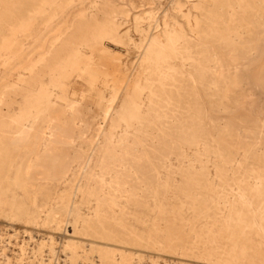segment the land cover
I'll return each mask as SVG.
<instances>
[{
	"label": "rangeland",
	"instance_id": "374dc122",
	"mask_svg": "<svg viewBox=\"0 0 264 264\" xmlns=\"http://www.w3.org/2000/svg\"><path fill=\"white\" fill-rule=\"evenodd\" d=\"M100 6L105 8L101 9ZM116 6L118 7L117 10ZM0 8V52H2L0 53V77H2L0 78V109L2 108L0 110V175L2 174L0 176V200H2L0 201V264H37V260L42 255H44L45 259H48L49 256L47 255H49V251L53 248L57 249L56 252L59 253L61 260H64V247L66 246L65 241L68 242L69 239L61 234L60 225L64 223L67 216L65 200L68 197L70 185L73 184L72 182L75 183L76 179H78L79 177L80 179H83L84 186L86 185L84 189L85 196H87V194L91 192L89 194V196H91V200H86V203L85 201H83L82 203L84 204L78 203L80 207H83L85 204H89L90 212L82 214L83 222L78 223V225L80 226L79 229H77V233L75 236H78V238L80 239L82 238V245L88 244V242L86 243V239H92V241L94 242H99V248L100 251L103 252V256H100V258H96L97 264H129V261L134 255L142 253L148 256H154V258H158L160 261L163 260V263H166L168 261L167 263L169 264H245V262L247 264H264V0H0ZM81 11H83L84 13ZM78 12L80 14H78ZM101 12H103V15L101 14ZM72 13L74 14L72 15ZM91 13H93L94 16ZM78 15L81 16L78 17ZM95 15L97 18L95 17ZM71 19L73 20V22ZM153 21H155V23H153ZM151 23L153 26L151 25ZM57 24L59 26H57ZM151 26L154 28H152ZM140 32L141 34H139ZM22 33H24L25 35ZM260 35L262 37H260ZM233 36L236 38H234ZM97 38L98 40H96ZM145 38L146 41H144ZM193 38H195L196 40ZM89 39H91V42L88 41ZM20 40H22V42ZM59 40H61L65 44ZM227 40L229 43L227 42ZM230 40L232 41V45L230 43ZM52 41H54L55 43ZM97 41L99 43H97ZM221 41L222 43L219 44ZM225 41L228 44L226 43L224 45ZM16 42H18L19 44ZM200 43H202V46L200 45ZM194 44L196 48L194 47ZM37 45H39V47ZM146 46L150 47L147 49L145 55L141 56L143 50L147 48ZM154 46H156V48ZM199 46L202 48L200 49ZM224 46L226 47L224 48ZM73 47H75L76 49H74ZM79 47H82L81 49L83 50L84 54ZM210 47L213 49L211 50ZM219 47L223 50L221 51ZM159 48H161V50H159ZM60 49L62 50L59 52ZM6 50L9 52L7 53ZM48 50L49 53H47ZM73 50H75L76 52ZM195 50L197 52L199 51L198 54H196ZM68 51H70L71 55ZM27 55L30 59L26 57ZM158 55L160 56V58ZM201 55L203 57L205 56L207 59L205 57L203 58ZM223 56L225 57V59ZM41 57L45 59L42 60ZM157 58H159V60ZM177 58L180 62H178ZM202 58L203 60L201 61ZM38 59L39 64L38 62H36ZM137 61L140 63H138ZM158 61H160V63ZM199 61L201 63L198 65ZM169 62L170 65H168ZM33 64L35 66H33ZM65 64H67V66ZM95 64L99 65L100 68ZM161 65H163V67H160ZM215 66L216 68H214ZM14 67H18V69H15ZM66 67H68V69ZM61 68L63 71H60ZM87 68L89 69V72L91 71L90 73H88ZM217 68L219 70H217ZM5 69L8 71H6ZM98 69L99 71H97ZM231 69L234 70L233 73ZM64 70L67 72H65ZM223 71L226 72V74H224ZM241 71L243 73H241ZM9 72L11 73L9 74ZM215 73L217 76L215 75ZM37 74L39 77L37 76ZM85 74L86 76L88 74L87 78ZM128 74L130 76H132V74L134 75L132 77L133 79H135V87L131 89L130 93H126L128 94L127 96L126 94L122 96V99L119 101V104L116 108L117 113H115L116 115L112 117L113 119H111L110 122H105L103 119L105 113L104 110H106L108 103L106 98H109L111 92H116L119 89L118 87L121 82L120 79L122 77H128ZM58 76L60 78H58ZM223 76L226 77L224 78ZM31 77L34 79H32ZM220 78L222 79L220 80ZM88 79H91L93 81ZM92 82H95V84H92ZM115 85L117 88L115 87ZM138 86H140V88H142L143 90L145 89L144 96H147V98L144 97L146 98V101H144L145 99L143 98V100L139 103L134 102L133 99L134 95L136 94L137 88H139ZM107 87L109 90L107 89ZM27 89H29L30 91H27ZM2 91L6 96L4 95V93H1ZM48 91H50V93ZM9 93H11V95ZM168 97L172 98H170L169 100ZM165 100L167 102H165ZM181 100L185 103L184 105H182L183 102ZM128 101L129 105L127 104ZM146 102L148 105L145 104ZM176 102H179L178 105L176 104ZM23 104H26V106ZM158 104H160V106ZM72 106L76 108H73ZM143 106L145 107L143 108ZM65 107H69V110H67L68 108ZM133 110L137 113H135ZM171 111H173V113ZM120 112H122V114L119 115ZM162 112L164 114H162ZM68 113L70 116L68 115ZM126 113H128L129 115ZM60 114L62 117L60 116ZM148 114L150 116H148ZM37 115H39V117L41 118H39ZM118 115L119 118H115ZM20 118L21 120H19ZM165 118L169 122L167 120L164 121ZM40 119L41 121H39ZM6 120L8 121V123ZM98 122H100V126ZM56 123L60 125H57ZM185 123L186 125H184ZM119 124L123 125L122 130L120 129L118 131L119 135L118 133L116 135H112V133H114L115 126L118 127ZM140 125H142V129ZM29 126L33 127L34 132L31 131L32 128H29L31 130L28 129ZM146 127H148V129ZM3 128H6V130L3 131ZM8 128L10 130H8ZM67 128H69L68 131H66ZM136 128L140 132H137ZM25 131L27 135L24 133ZM30 131L32 133H30ZM187 131L189 133H187ZM50 132L52 134H50ZM22 134L25 135L22 136ZM129 134L132 136H128ZM48 135L50 136L49 138ZM147 135L149 136L147 137ZM42 136L44 138H42ZM122 137L126 138H123V140ZM49 139L51 140V142H49ZM36 140L38 141L36 142ZM140 140H142V144ZM32 141L36 143H33ZM110 141L113 142V144ZM136 141H138V144H136ZM122 142L125 144H123ZM161 142H163L164 144H160ZM38 144L40 145V147ZM139 144H141V148L139 147ZM87 145L89 146L87 147ZM44 146L45 148L43 149ZM169 146L173 147L170 148ZM55 148H57V150ZM123 148L125 150H123ZM138 148L140 150L137 152ZM132 149H134V151ZM174 149L176 150L174 151ZM114 151L117 153H115ZM142 154L144 155V157L142 156ZM58 157L59 159H61L59 160ZM68 157L69 161L67 159ZM91 157L93 159H91ZM145 157L147 158V160ZM71 158L73 159L72 162ZM115 158L116 160L114 161ZM63 159H66L67 161H64ZM109 159L112 161V163ZM121 160H126L125 162L127 163H125L124 161V163H122ZM30 162H33L34 164H30ZM114 162L118 164L116 165V163ZM119 162L121 163V165ZM107 163L109 164L107 165ZM11 164L14 165L11 166ZM88 164H91V167ZM123 164L124 167L122 166ZM145 164L149 165H147L146 167ZM46 165H48L49 167ZM129 165L130 168H128ZM159 165L161 167H157ZM37 166H39L40 170L37 169ZM7 167L10 169H8ZM157 168L159 171L157 170ZM21 169L23 170L22 172L20 171ZM123 169L126 172L123 171ZM29 170L30 172H28ZM81 170L82 173H80ZM190 171L193 173H191ZM42 172L45 174V176H43L44 174ZM100 173L102 174V176H104L102 177ZM121 173L123 175H121ZM162 173L164 176L162 175ZM251 174L252 176H250ZM46 175H48V177ZM41 176L43 177L41 178ZM110 176L113 179H111ZM154 177L156 178V181L154 180ZM45 178L47 181H44ZM72 179H74L75 181ZM39 180L40 182H38ZM88 180L89 183L87 182ZM127 180L129 183H126ZM112 181L114 183H110ZM109 185L111 186V188ZM30 186L32 189L30 188ZM64 186L69 187L65 188ZM136 186L137 188H134ZM58 188H60L61 191ZM140 188L142 191L140 190ZM116 189L118 192L116 191ZM129 189L131 190V192ZM2 190H4V192ZM6 191V194H8L9 196L5 194ZM126 192L128 194H126ZM45 193H47L48 196ZM21 194L24 195V197ZM58 194L62 197L64 195L66 196V194L67 196L66 198L64 196L62 199V197ZM55 196L58 200L61 199L62 201H58L56 199L54 200L56 202H54L52 197L55 198ZM104 196L106 199L104 198ZM42 197L45 198L43 199ZM31 198L34 200H32ZM46 203L47 205H45ZM62 203H64L63 206ZM134 203L136 205H133ZM53 204L55 205V207ZM53 208L56 209L54 210ZM41 209H44V211ZM243 210L245 213L243 212ZM45 211L48 212L46 213ZM18 212L19 214L22 213L21 216L18 214ZM33 212H35V216ZM240 212L242 213L240 214ZM101 213H105V215H101ZM49 214L52 216H50ZM49 216L50 218H48ZM13 217L15 220L13 219ZM85 217L86 219H83ZM102 218L107 219H104L103 221ZM202 218H205L204 221H202ZM30 219H32V222L35 225H39H36L37 227L34 225L33 227V223ZM25 220H29V223L25 222ZM38 220L40 222H38ZM42 220H45L46 222ZM167 220L169 221L167 222ZM231 220H234L233 223L231 222ZM41 222L45 223V229ZM47 223L48 225H46ZM99 227L100 230L98 229ZM96 228L97 231L94 230ZM79 230L80 232H78ZM93 232L97 236H94L95 234ZM163 233L167 234L163 236ZM252 234L254 239L252 238ZM99 237L101 239H99ZM105 238L106 241H104ZM259 238L262 239L260 240ZM52 239L54 242H52ZM55 239L58 241H56ZM61 240H63L62 242H64L62 246H60ZM111 240L113 241L111 242ZM136 241H138L139 243ZM204 241L206 242L205 244ZM209 243L211 246L209 245ZM142 244H145V246H142ZM247 247L249 249H247ZM258 247L259 249H257ZM79 251H81V254H79L80 256L86 255L83 254L82 250ZM118 252L122 253L124 263L119 261L115 256ZM236 252L238 254V257ZM95 255H97V253ZM107 257L110 258L108 259Z\"/></svg>",
	"mask_w": 264,
	"mask_h": 264
},
{
	"label": "bare ground",
	"instance_id": "6f19581e",
	"mask_svg": "<svg viewBox=\"0 0 264 264\" xmlns=\"http://www.w3.org/2000/svg\"><path fill=\"white\" fill-rule=\"evenodd\" d=\"M11 1V0H10ZM207 1V0H206ZM4 2V1H3ZM79 2V1H78ZM96 2V1H95ZM77 3V2H76ZM75 3V4H76ZM85 3V2H84ZM92 3V2H91ZM93 3H94V1H93ZM173 3V2H172ZM74 4V3H73ZM90 4V3H89ZM199 4V3H198ZM207 4V3H206ZM4 5V4H3ZM79 5V4H78ZM97 5H99V4H97ZM107 5V4H106ZM187 5V4H186ZM210 5V4H209ZM213 5V4H212ZM43 6V5H42ZM81 6V5H80ZM91 6V5H90ZM255 6V5H254ZM71 7V6H70ZM101 7V6H100ZM42 8V7H41ZM103 8H105V7H101V9H103ZM117 6H116V10H117ZM230 8H231V6H230ZM1 9V8H0ZM68 9V8H67ZM97 9V8H96ZM72 10V9H71ZM79 10H80V8H79ZM78 10V11H79ZM95 10V9H94ZM40 11V10H39ZM69 11V10H68ZM83 11H84V9H83ZM83 11H81V12H83ZM183 11V10H182ZM186 11V10H185ZM190 11V10H189ZM75 12V11H74ZM90 12V11H89ZM66 13V12H65ZM84 13V12H83ZM95 13V12H94ZM103 12H101V14H102ZM105 13V12H104ZM194 13V12H193ZM74 13H72V15H73ZM78 14H80L79 12H78ZM88 14V13H87ZM91 14H93V13H91ZM100 14V15H101ZM179 14V13H178ZM189 14V13H188ZM38 15V14H37ZM46 15V14H45ZM70 15H71V13H70ZM103 15V14H102ZM260 15V14H259ZM42 16V15H41ZM61 16V15H60ZM76 16H77V13H76ZM79 16H81V15H78V17ZM93 16H94V14H93ZM199 16V15H198ZM35 17V16H34ZM84 17V16H83ZM95 17H96V15H95ZM120 17V16H119ZM17 18V17H16ZM33 18V17H32ZM46 18V17H45ZM62 18V17H61ZM81 18V17H80ZM97 18V17H96ZM106 18V17H105ZM118 18V17H117ZM87 19V18H86ZM91 19V18H90ZM237 19V18H236ZM14 20V19H13ZM72 20V19H71ZM71 20H69V21H71ZM89 20V19H88ZM99 20V19H98ZM192 20V19H191ZM261 20V19H260ZM19 21V20H18ZM36 21V20H35ZM35 21H33V22H35ZM41 21H44V20H41ZM58 21V20H57ZM90 21V20H89ZM96 21V20H95ZM37 22V21H36ZM72 22H73V20H72ZM76 22V21H75ZM75 22H74V24H75ZM78 22V21H77ZM92 22V21H91ZM101 22V21H100ZM99 22V23H100ZM186 22V21H185ZM118 23V22H117ZM120 23V22H119ZM153 23H155V21H153ZM180 23V22H179ZM196 23V22H195ZM33 24V23H32ZM73 24V23H72ZM72 24H71V26H72ZM73 24V25H74ZM90 24V23H89ZM181 24V23H180ZM197 24V23H196ZM13 25V24H12ZM34 25V24H33ZM68 25H69V23H68ZM84 25V24H83ZM98 25V24H97ZM120 25V24H119ZM151 25H152V23H151ZM160 25V24H159ZM170 25V24H169ZM57 26H59L58 24H57ZM62 26V25H61ZM146 26V25H145ZM153 26V25H152ZM151 26V27H152ZM240 26V25H239ZM13 27V26H12ZM171 27V26H170ZM183 27V26H182ZM263 27H264V24H263ZM7 28V27H6ZM9 28V27H8ZM55 28H57V27H55ZM73 28V27H72ZM152 28H154V27H152ZM175 28V27H174ZM184 28V27H183ZM71 29V28H70ZM74 29V28H73ZM94 29V28H93ZM257 29V28H256ZM255 29V30H256ZM259 29V28H258ZM4 30H5V28H4ZM19 30V29H18ZM68 30V29H67ZM66 30V31H67ZM235 30V29H234ZM21 31V30H20ZM72 31H74V30H72ZM148 31V30H147ZM146 31V32H147ZM238 31V30H237ZM120 32V31H119ZM156 32V31H155ZM170 32V31H169ZM261 32V31H260ZM14 33H18V32H14ZM20 33V32H19ZM150 33V32H149ZM148 33V34H149ZM184 33V32H183ZM245 33V32H244ZM22 34H24V33H22ZM61 34V33H60ZM97 34V33H96ZM121 34V33H120ZM139 34H141V32L139 33ZM263 34V33H262ZM17 35H19V34H17ZM25 35V34H24ZM27 35V34H26ZM44 35V34H43ZM48 35V34H47ZM65 35V34H64ZM67 35V34H66ZM77 35V34H76ZM150 35V34H149ZM183 35V34H182ZM58 36H60V35H58ZM95 36V35H94ZM118 36V35H117ZM146 36V35H145ZM148 36V35H147ZM156 36V35H155ZM173 36H174V34H173ZM190 36V35H189ZM244 36V35H243ZM61 37H62V35H61ZM140 37V36H139ZM234 37V36H233ZM260 37H262L261 35H260ZM5 38V37H4ZM57 38V37H56ZM60 38V37H59ZM96 38V37H95ZM153 38V37H152ZM160 38V37H159ZM165 38V37H164ZM183 38V37H182ZM234 38H236V37H234ZM259 38V37H258ZM44 39H45V37H44ZM87 39V38H86ZM141 39H143V38H141ZM169 39V38H168ZM176 39H177V37H176ZM179 39V38H178ZM193 39H195V38H193ZM57 40V39H56ZM63 40V39H62ZM91 39H89L88 41H90ZM96 40H98V38L96 39ZM105 40H107V39H105ZM156 40V39H155ZM182 40H184V39H182ZM196 40V39H195ZM215 40V39H214ZM262 40V39H261ZM21 42H22V40H20ZM59 41H61V40H59ZM77 41V40H76ZM87 41V42H88ZM102 41V40H101ZM144 41H146V38H145V40ZM178 41V40H177ZM203 41V40H202ZM231 41V40H230ZM7 42H8V40H7ZM43 42V41H42ZM52 42H54V41H52ZM62 42V41H61ZM60 42V43H61ZM91 42V41H90ZM99 42H100V39H99ZM98 41H97V43H99ZM111 42V41H110ZM157 42V41H156ZM207 42V41H206ZM210 42V41H209ZM227 42H228V40H227ZM226 41H225V43H224V45L227 43ZM16 43H18V42H16ZM55 43V42H54ZM62 43H64V42H62ZM143 43V42H142ZM150 43V42H149ZM148 43V44H149ZM215 43V42H214ZM222 43V41L219 43V44H221ZM229 43V42H228ZM227 43V44H228ZM231 43V45H232V41L230 42ZM235 43V42H234ZM237 43V42H236ZM15 44V43H14ZM19 44V43H18ZM65 44V43H64ZM92 44V43H91ZM144 44H145V42H144ZM157 44V43H156ZM174 44V43H173ZM202 43H200V45H201ZM258 44V43H257ZM5 45V44H4ZM56 45V44H55ZM58 45V44H57ZM81 45V44H80ZM102 45V44H101ZM197 45V44H196ZM205 45V44H204ZM209 45V44H208ZM3 46V45H2ZM7 46V45H6ZM18 46V45H17ZM20 46V45H19ZM38 47H39V45H37ZM70 46V45H69ZM76 46V45H75ZM87 46V45H86ZM99 46V45H98ZM112 46V45H111ZM140 46V45H139ZM144 46V45H143ZM159 46V45H158ZM163 46V45H162ZM170 46V45H169ZM175 46V45H174ZM178 46V45H177ZM192 46V45H191ZM190 46V47H191ZM202 46V45H201ZM216 46V45H215ZM259 46V45H258ZM257 46V47H258ZM14 47V46H13ZM59 47V46H58ZM61 47H63V46H61ZM93 47V46H92ZM108 47V46H107ZM147 48H145L144 50H143V52H142V54H141V56H143V55H145V53L147 52V49L150 47V46H146ZM153 47V46H152ZM155 48H156V46H154ZM161 47V46H160ZM165 47H167V46H165ZM176 47V46H175ZM179 47V46H178ZM190 47H189V49H190ZM194 47L196 48V46H195V44H194ZM200 47V46H199ZM204 47V46H203ZM226 46H224V48H225ZM228 47V46H227ZM1 48V47H0ZM37 48V47H36ZM74 49H76L75 47H73ZM78 48V47H77ZM80 48V47H79ZM82 48V47H81ZM80 48V49H81ZM85 48V47H84ZM87 48V47H86ZM115 48V47H114ZM141 48H144V47H141ZM177 48V47H176ZM176 48H174V49H176ZM202 47H200V49H201ZM205 48H207V47H205ZM211 48V47H210ZM220 48V47H219ZM231 48H233V47H231ZM251 48V47H250ZM255 48V47H254ZM11 49H12V47H11ZM43 49V48H42ZM70 49V48H69ZM72 49V48H71ZM79 49V50H80ZM90 49V48H89ZM193 49V48H192ZM213 48H211V50H212ZM217 49V48H216ZM8 50V49H7ZM6 50V51H7ZM15 50V49H14ZM37 50V49H36ZM35 50V51H36ZM44 50V49H43ZM62 49H60L59 50V52L61 51ZM82 50V49H81ZM153 50V49H152ZM159 50H161V48H159ZM203 50V49H202ZM220 50L222 51L223 49H221L220 48ZM251 50V49H250ZM3 51V50H2ZM5 51V52H6ZM12 51V50H11ZM45 51V50H44ZM51 51V50H50ZM73 51H75V50H73ZM73 51H71V52H73ZM89 51V50H88ZM190 51V50H189ZM214 51V50H213ZM228 51V50H227ZM9 51H7V53H8ZM25 52V51H24ZM23 52V53H24ZM31 52H32V50H31ZM46 52V51H45ZM57 52V51H56ZM55 52V53H56ZM69 53H70V51H68ZM76 52V51H75ZM82 52H83V50H82ZM150 52V51H149ZM195 52H196V54H198V52L195 50ZM208 52V51H207ZM0 53H2V52H0ZM47 53H49V50H48V52ZM66 53V52H65ZM162 53V52H161ZM191 53H192V51H191ZM206 53V52H205ZM210 53V52H209ZM215 53V52H214ZM51 54V53H50ZM62 54V53H61ZM60 54V55H61ZM79 54V53H78ZM83 54H84V52H83ZM183 54V53H182ZM181 54V55H182ZM188 54V53H187ZM208 54V53H207ZM254 54V53H253ZM5 55V54H4ZM22 55V54H21ZM54 55V54H53ZM64 55V54H63ZM68 55V54H67ZM70 55H71V53H70ZM80 55V54H79ZM103 55H104V53H103ZM107 55V54H106ZM109 55V54H108ZM112 55V54H111ZM147 55V54H146ZM171 55V54H170ZM178 55V54H177ZM204 55H206V54H204ZM211 55H212V53H211ZM210 55V56H211ZM11 56V55H10ZM31 56V55H30ZM39 56H40V54H39ZM38 56V57H39ZM47 56H49V55H47ZM58 56H59V54H58ZM113 56V55H112ZM149 56V55H148ZM153 56V55H152ZM159 56V55H158ZM183 56V55H182ZM185 56V55H184ZM193 56H197V55H193ZM200 56V55H199ZM202 56V55H201ZM219 56V55H218ZM9 57V56H8ZM7 57V58H8ZM26 57H28V55L26 56ZM79 57V56H78ZM106 57V56H105ZM109 57V56H108ZM147 57V56H146ZM145 57V58H146ZM203 57V56H202ZM205 57V56H204ZM203 57V58H204ZM220 57V56H219ZM224 57V56H223ZM2 58V57H1ZM42 58V57H41ZM71 58V57H70ZM139 58V57H138ZM141 58V57H140ZM159 58H160V56H159ZM159 58H157L158 60H159ZM183 58V57H182ZM186 58V57H185ZM189 58V57H188ZM203 58L201 59V61L203 60ZM206 58V57H205ZM210 58V57H209ZM215 58V57H214ZM242 58H244V57H242ZM249 58V57H248ZM19 59V58H18ZM17 59V60H18ZM27 59V58H26ZM28 59H30L29 57H28ZM40 59V58H39ZM39 59L36 61V62H38L39 61ZM45 59V58H44ZM43 58H42V60H44ZM52 59V58H51ZM69 59V58H68ZM72 59V58H71ZM76 59V58H75ZM74 59V60H75ZM100 59V58H99ZM113 59V58H112ZM156 59V58H155ZM184 59V58H183ZM196 59V58H195ZM207 59V58H206ZM205 59V60H206ZM224 59H225V57H224ZM230 59V58H229ZM2 60V59H1ZM6 60V59H5ZM4 60V61H5ZM56 60V59H55ZM94 60V59H93ZM101 60V59H100ZM142 60V59H141ZM153 60V59H152ZM168 60V59H167ZM177 60H178V62H180L179 61V59L177 58ZM198 60H200V59H198ZM220 60V59H219ZM47 61V60H46ZM92 61V60H91ZM146 61V60H145ZM155 61H157V60H155ZM162 61H163V59H162ZM161 61V62H162ZM208 61V60H207ZM213 61V60H212ZM225 61V60H224ZM227 61V60H226ZM49 62H50V59H49ZM48 62V63H49ZM52 62V61H51ZM63 62V61H62ZM70 62V61H69ZM94 62V61H93ZM101 62V61H100ZM103 62V61H102ZM108 62V61H107ZM138 62V61H137ZM159 63H160V61H158ZM186 62V61H185ZM195 62H196V60H195ZM198 62V61H197ZM211 62V61H210ZM209 62V63H210ZM221 62V61H220ZM228 62V61H227ZM2 63H4V62H2ZM17 63V62H16ZM24 63H25V61H24ZM31 63V62H30ZM29 63V64H30ZM64 63V62H63ZM67 63V62H66ZM71 63V62H70ZM73 63V62H72ZM95 63V62H94ZM111 63H112V61H111ZM138 63H140V62H138ZM144 63V62H143ZM163 63V62H162ZM165 63V62H164ZM193 63V62H192ZM201 62L199 61V63H198V65L200 64ZM204 63V62H203ZM205 63H207V62H205ZM212 63V62H211ZM219 63V62H218ZM226 63V62H225ZM238 63V62H237ZM13 64V63H12ZM11 64V65H12ZM21 64V63H20ZM38 64H39V62H38ZM42 64V63H41ZM40 64V65H41ZM50 64V63H49ZM57 64H59V63H57ZM89 64V63H88ZM108 64V63H107ZM117 64V63H116ZM149 64H151V63H149ZM166 64V63H165ZM168 64V63H167ZM194 64V63H193ZM197 64V63H196ZM214 64V63H213ZM242 64V63H241ZM39 65V66H40ZM43 65V64H42ZM41 65V66H42ZM51 65V64H50ZM63 65V64H62ZM66 66H67V64H65ZM87 65V64H86ZM95 65H97V64H95ZM102 65V64H101ZM106 65V64H105ZM145 65V64H144ZM168 65H170V62H169V64ZM220 65V64H219ZM234 65V64H233ZM13 66V65H12ZM16 66H17V64H16ZM33 66H35L34 64H33ZM49 66V65H48ZM69 66V65H68ZM88 66H90V65H88ZM97 66H99V65H97ZM96 66V67H97ZM139 66H141V65H139ZM241 66V65H240ZM10 67V66H9ZM22 67V66H21ZM61 67V66H60ZM63 67H65V66H63ZM86 67V66H85ZM84 67V68H85ZM160 67H163V65H161ZM218 67H220V66H218ZM225 67H226V65H225ZM8 68V67H7ZM15 69H18V67L16 68V67H14ZM23 68V67H22ZM37 68H39V67H37ZM50 68V67H49ZM58 68V67H57ZM67 69H68V67H66ZM99 68H100V66H99ZM104 68V67H103ZM193 68V67H192ZM214 68H216V66L214 67ZM213 68V69H214ZM234 68V67H233ZM239 68V67H238ZM13 69V68H12ZM60 69V68H59ZM88 69V68H87ZM121 69H122V67H121ZM135 69V68H134ZM136 69H138V68H136ZM143 69V68H142ZM205 69V68H204ZM222 69V68H221ZM226 69V68H225ZM6 70V69H5ZM42 70H44V69H42ZM57 70V69H56ZM66 70V69H65ZM64 70V71H65ZM96 70V69H95ZM103 70V69H102ZM108 70V69H107ZM113 70V69H112ZM111 70V71H112ZM196 70H197V68H196ZM217 70H219L218 68H217ZM223 70V69H222ZM232 70V69H231ZM6 71H8V70H6ZM15 71V70H14ZM18 71V70H17ZM23 71V70H22ZM37 71V70H36ZM49 71V70H48ZM47 71V72H48ZM60 71H63L62 70V68H61V70ZM60 71H59V73H60ZM69 71V70H68ZM97 71H99V69L97 70ZM101 71V70H100ZM136 71V70H135ZM233 71L234 70H232V73H233ZM27 72V71H26ZM56 72V71H55ZM65 72H67V71H65ZM91 72V71H90ZM89 72V69H88V73H90ZM102 72V71H101ZM132 72V71H131ZM216 72H218V71H216ZM224 72V71H223ZM230 72V71H229ZM11 72H9V74H10ZM57 73V72H56ZM55 73V74H56ZM58 73V74H59ZM63 73V72H62ZM69 73V72H68ZM82 73V72H81ZM86 73V72H85ZM95 73V72H94ZM93 73V74H94ZM105 73V72H104ZM125 73V72H124ZM187 73V72H186ZM219 73H221V72H219ZM241 73H243L242 71H241ZM8 74V75H9ZM22 74V73H21ZM32 74V73H31ZM49 74V73H48ZM65 74V73H64ZM103 74V73H102ZM108 74H110V73H108ZM122 74V73H121ZM127 74V73H126ZM140 74V73H139ZM224 74H226V72H224ZM5 75V74H4ZM60 75V74H59ZM83 75V74H82ZM112 75H114V74H112ZM129 75V74H128ZM163 75V74H162ZM189 75V74H188ZM197 75V74H196ZM215 75H216V73H215ZM220 75V74H219ZM239 75V74H238ZM32 76V75H31ZM35 76V75H34ZM37 76H38V74H37ZM41 76V75H40ZM85 76H86V74H85ZM87 76H88V74H87ZM87 76H86V78H87ZM95 76V75H94ZM98 76V75H97ZM103 76V75H102ZM109 76V75H108ZM132 76H134L133 74H132ZM132 76H128V77H122L120 80H121V82H120V84H119V89L115 92H111L110 93V95H109V98L107 97L106 99H107V107H106V110H104L105 111V113H104V121L105 122H107V121H109L110 122V120L111 119H113L112 117H114L116 114L115 113H117L116 112V108H117V106H118V104H119V101L122 99V96H124V94H126V93H130L131 92V89L133 88V87H135L134 85H135V83H134V80L135 79H133V77ZM136 76H137V74H136ZM217 76V75H216ZM228 76V75H227ZM233 76H234V74H233ZM36 77V76H35ZM39 77V76H38ZM44 77V76H43ZM53 77V76H52ZM83 77V76H82ZM91 77H92V75H91ZM117 77H118V75H117ZM191 77V76H190ZM196 77V76H195ZM224 77V76H223ZM226 77V76H225ZM224 77V78H225ZM239 77V76H238ZM0 78H2V77H0ZM14 78V77H13ZM19 78V77H18ZM21 78H23V77H21ZM25 78V77H24ZM32 78V77H31ZM46 78V77H45ZM58 78H60L59 76H58ZM62 78V77H61ZM102 78V77H101ZM107 78V77H106ZM116 78V77H115ZM115 78H113V79H115ZM135 78V77H134ZM32 79H34V78H32ZM37 79V78H36ZM110 79V78H109ZM112 79V78H111ZM138 79V78H137ZM140 79V78H139ZM146 79V78H145ZM222 78H220V80H221ZM16 80V79H15ZM44 80V79H43ZM42 80V81H43ZM56 80H57V78H56ZM59 80V79H58ZM88 80H91V79H88ZM95 80V79H94ZM98 80V79H97ZM108 80V79H107ZM119 80V81H120ZM193 80V79H192ZM235 80V79H234ZM41 81V80H40ZM53 81V80H52ZM65 81V80H64ZM91 81H93V80H91ZM102 81V80H101ZM111 81V80H110ZM139 81V80H138ZM146 81V80H145ZM150 81V80H149ZM227 81V80H226ZM237 81H240V80H237ZM10 82V81H9ZM96 82V81H95ZM95 82H92V84L94 83L95 84ZM223 82V81H222ZM13 83V82H12ZM17 83V82H16ZM26 83V82H25ZM33 83V82H32ZM91 83V82H90ZM98 83V82H97ZM110 83V82H109ZM117 83V82H116ZM215 83V82H214ZM231 83V82H230ZM35 84V83H34ZM111 84V83H110ZM109 84V85H110ZM113 84V83H112ZM12 85V84H11ZM24 85V84H23ZM29 85V84H28ZM37 85V84H36ZM106 85V84H105ZM138 85H139V83H138ZM3 86V85H2ZM1 86V87H2ZM34 86V85H33ZM63 86H64V84H63ZM94 86V85H93ZM150 86V85H149ZM195 86V85H194ZM211 86H213V85H211ZM23 87V86H22ZM32 87V86H31ZM37 87V86H36ZM56 87V86H55ZM57 87H58V85H57ZM110 87V86H109ZM115 87H116V85H115ZM115 87H113V88H115ZM139 88H137V90H136V94L134 95V102H140V101H142L143 100V98L144 97H146L147 98V96H144L145 95V92H144V90L142 89V88H140V86H138ZM196 87V86H195ZM24 88V87H23ZM28 88V87H27ZM49 88V87H48ZM117 88V87H116ZM176 88V87H175ZM18 89V88H17ZM37 89V88H36ZM107 89H108V87H107ZM205 89V88H204ZM9 90V89H8ZM23 90V89H22ZM29 89H27V91H28ZM105 90V89H104ZM109 90V89H108ZM107 90V91H108ZM196 90H197V88H196ZM209 90V89H208ZM30 91V90H29ZM38 91H39V89H38ZM44 91H46V90H44ZM51 91V90H50ZM50 91H48L49 93H50ZM52 91H54V90H52ZM148 91V90H147ZM214 91H215V88H214ZM257 91V90H256ZM255 91V92H256ZM21 92H24V91H21ZM47 92V93H48ZM167 92V91H166ZM1 93H4L3 91L1 92ZM33 93V92H32ZM208 93V92H207ZM213 93V92H212ZM218 93V92H217ZM250 93V92H249ZM7 94V93H6ZM10 95H11V93H9ZM17 94V93H16ZM24 94H26V93H24ZM53 94H54V92H53ZM109 94V93H108ZM108 94H107V96H108ZM168 94H169V92H168ZM172 94H173V91H172ZM180 94H182V93H180ZM198 94H199V92H198ZM4 95H5V93H4ZM38 95H39V93H38ZM49 95H51V94H49ZM106 95V94H105ZM128 94H126V96H127ZM150 95V94H149ZM213 95V94H212ZM3 96V95H2ZM6 96V95H5ZM4 96V97H5ZM13 96V95H12ZM11 96V97H12ZM24 96V95H23ZM32 96V95H31ZM40 96H41V94H40ZM39 96V97H40ZM125 96V97H126ZM131 96V95H130ZM173 96V95H172ZM201 96V95H200ZM19 97H20V95H19ZM35 97V96H34ZM42 97H43V95H42ZM154 97V96H153ZM176 97V96H175ZM188 97V96H187ZM6 98V97H5ZM10 98V97H9ZM14 98V97H13ZM37 98V97H36ZM105 98V97H104ZM146 98H144L145 100L144 101H146ZM170 98H172V97H170ZM170 98L168 97V99L170 100ZM194 98V97H193ZM193 98H192V101H193ZM201 98V97H200ZM8 99V98H7ZM32 99V98H31ZM46 99V98H45ZM125 99V98H124ZM128 99V98H127ZM129 99H130V97H129ZM163 99V98H162ZM187 99V98H186ZM189 99V98H188ZM195 99H196V97H195ZM9 100V99H8ZM17 100V99H16ZM24 100H26V99H24ZM23 100V101H24ZM28 100V99H27ZM34 100V99H33ZM50 100V99H49ZM55 100V99H54ZM71 100V99H70ZM174 100H175V98H174ZM173 100V101H174ZM201 100V99H200ZM7 101V100H6ZM75 101V100H74ZM105 101V100H104ZM125 101V100H124ZM161 101V100H160ZM172 101V102H173ZM182 101V100H181ZM1 102V101H0ZM38 102V101H37ZM127 102V101H126ZM154 102V101H153ZM165 102H167L166 100H165ZM183 102V101H182ZM17 103V102H16ZM25 103V102H24ZM50 103V102H49ZM142 103V102H141ZM179 103V102H178ZM178 103L176 102V104L178 105ZM62 104V103H61ZM67 104V103H66ZM77 104V103H76ZM128 105H129V101H128V103H127ZM145 104H147V102L145 103ZM170 104V103H169ZM172 104V103H171ZM185 103L183 102L182 103V105H184ZM232 104V103H231ZM2 105V104H1ZM6 105V104H5ZM4 105V106H5ZM16 105V104H15ZM23 105H25L26 106V104H23ZM37 105V104H36ZM48 105V104H47ZM148 105V104H147ZM151 105V104H150ZM159 106H160V104H158ZM19 106V105H18ZM65 106V105H64ZM70 106V105H69ZM152 106H153V104H152ZM51 107H53V106H51ZM73 107V106H72ZM71 107V108H72ZM145 106H143V108H144ZM149 107V106H148ZM151 107V106H150ZM162 107V106H161ZM161 107H158V108H161ZM169 107V106H168ZM22 108V107H21ZM32 108V107H31ZM65 108H68L67 110H69V107H65ZM73 108H76V107H73ZM72 108V109H73ZM179 108H180V105H179ZM2 109V108H1ZM0 109V110H1ZM41 109H43V108H41ZM52 109V108H51ZM72 109H70V110H72ZM105 109V108H104ZM164 109V108H163ZM168 109V108H167ZM172 109H173V107H172ZM23 110H24V108H23ZM64 110V109H63ZM66 110V111H67ZM74 110V109H73ZM119 110V109H118ZM121 110V109H120ZM145 110V109H144ZM156 110V109H155ZM154 110V111H155ZM170 110H171V107H170ZM3 111V110H2ZM51 111V110H50ZM80 111V110H79ZM124 111H126V110H124ZM123 111V112H124ZM134 111V110H133ZM151 111V110H150ZM160 111V110H159ZM10 112V111H9ZM15 112V111H14ZM28 112H29V110H28ZM68 112V111H67ZM71 112V111H70ZM75 112V111H74ZM135 112V111H134ZM149 112V111H148ZM147 112V113H148ZM153 112V111H152ZM158 112V111H157ZM164 112V111H163ZM162 112V114H164ZM172 113H173V111H171ZM178 112V111H177ZM224 112V111H223ZM16 113V112H15ZM20 113V112H19ZM23 113V112H22ZM33 113H35V112H33ZM57 113V112H56ZM72 113V112H71ZM130 113V112H129ZM132 113V112H131ZM135 113H137V112H135ZM165 113H166V111H165ZM167 113H169V112H167ZM176 113V112H175ZM16 114H18V113H16ZM39 114V113H38ZM53 114H55V113H53ZM63 114H64V112H63ZM74 114V113H73ZM120 114H122V112H120L119 113V115ZM126 114H128V113H126ZM134 114V113H133ZM145 114V113H144ZM143 114V115H144ZM161 114V113H160ZM177 114V113H176ZM176 114H175V116H176ZM1 115V114H0ZM19 115V114H18ZM26 115V114H25ZM50 115V114H49ZM68 115H69V113H68ZM119 115L117 116V117H115V118H119ZM125 115V114H124ZM129 115V114H128ZM127 115V116H128ZM137 115V114H136ZM143 115H139V116H143ZM154 115V114H153ZM167 115V114H166ZM174 115V114H173ZM38 117H39V115H37ZM60 116H61V114H60ZM65 116V115H64ZM70 116V115H69ZM80 116V115H79ZM148 116H150L149 114H148ZM156 116V115H155ZM155 116H153V117H155ZM14 117V116H13ZM18 117V116H17ZM22 117V116H21ZM24 117V116H23ZM62 117V116H61ZM125 117V116H124ZM157 117V116H156ZM3 118V117H2ZM25 118V117H24ZM39 118H41V117H39ZM75 118V117H74ZM132 118H133V116H132ZM152 118V117H151ZM161 118V117H160ZM163 118H164V116H163ZM9 119V118H8ZM11 119H13V118H11ZM10 119V120H11ZM16 119V118H15ZM43 119V118H42ZM48 119V118H47ZM137 119V118H136ZM143 119V118H142ZM154 119V118H153ZM10 120H9V123H10ZM19 120H21V118L19 119ZM34 120V119H33ZM57 120V119H56ZM102 120V119H101ZM116 120V119H115ZM127 120V119H126ZM162 120V119H161ZM164 120V119H163ZM167 119L165 118V120L164 121H166ZM172 120V119H171ZM171 120H170V123H171ZM174 120V119H173ZM178 120V119H177ZM179 120H181V119H179ZM7 121V120H6ZM6 121H5V123H6ZM39 121H41V119L39 120ZM52 121V120H51ZM54 121V120H53ZM64 121V120H63ZM72 121V120H71ZM76 121V120H75ZM79 121V120H78ZM103 121V120H102ZM114 121V120H113ZM118 121H119V119H118ZM133 121V120H132ZM155 121V120H154ZM160 121V120H159ZM168 121V120H167ZM20 122V121H19ZM18 122V123H19ZM32 122V121H31ZM34 122H35V120H34ZM45 122V121H44ZM43 122V123H44ZM48 122V121H47ZM57 122V121H56ZM62 122V121H61ZM74 122V121H73ZM77 122V121H76ZM75 122V123H76ZM128 122V121H127ZM134 122V121H133ZM139 122V121H138ZM169 122V121H168ZM177 122V121H176ZM4 123V124H5ZM7 123H8V121H7ZM22 123V122H21ZM20 123V124H21ZM27 123H29V122H27ZM36 123V122H35ZM49 123V122H48ZM67 123V122H66ZM99 123V126H100V122H98ZM141 123V122H140ZM179 123V122H178ZM57 125H60V124H58V123H56ZM77 124V123H76ZM81 124V123H80ZM111 124H113V123H111ZM133 124V123H132ZM7 125V124H6ZM30 125H32V124H30ZM43 125V124H42ZM42 125H40V126H42ZM104 125V124H103ZM108 125V124H107ZM139 125V124H138ZM150 125V124H149ZM156 125V124H155ZM174 125H175V123H174ZM177 125V124H176ZM179 125V124H178ZM183 125V124H182ZM184 125H186V123L184 124ZM5 126V125H4ZM17 126V125H16ZM24 126H26V125H24ZM37 126V125H36ZM63 126V125H62ZM69 126V125H68ZM125 126V125H124ZM143 126H145V125H143ZM148 126V125H147ZM154 126V125H153ZM171 126H173V125H171ZM188 126V125H187ZM9 127V126H8ZM15 127V126H14ZM72 127V126H71ZM78 127V126H77ZM118 127H120V128H118ZM118 127H116L115 126V128H114V133H112V135H116L117 133H118V131L121 129L122 130V128H123V125L122 124H119V126ZM138 127V126H137ZM140 127H141V129H142V125H140ZM185 127V126H184ZM7 128V127H6ZM6 128L4 129L3 128V131L4 130H6ZM21 128V127H20ZM29 128H32V130L31 129H29ZM60 128V127H59ZM58 128V129H59ZM103 128V127H102ZM126 128V127H125ZM129 128V127H128ZM131 128V127H130ZM134 128V127H133ZM147 129H148V127H146ZM150 128V127H149ZM156 128H157V126H156ZM169 128V127H168ZM174 128V127H173ZM188 128V127H187ZM28 129L29 130H31L32 132H34L33 131V127H28ZM39 129V128H38ZM57 129V128H56ZM62 129V128H61ZM68 129L69 128H67L66 129V131H68ZM106 129V128H105ZM112 129V128H111ZM185 129V128H184ZM8 130H10L9 128H8ZM60 130V129H59ZM58 130V131H59ZM100 130V129H99ZM129 130V129H128ZM136 130H137V128H136ZM135 130V131H136ZM153 130V129H152ZM30 131V133H32ZM70 131V130H69ZM77 131V130H76ZM78 131H79V129H78ZM84 131H85V129H84ZM107 131V130H106ZM139 130H137V132H138ZM160 131H162V130H160ZM181 131V130H180ZM184 131V130H183ZM11 132V131H10ZM16 132V131H15ZM37 132V131H36ZM47 132V131H46ZM54 132V131H53ZM65 132V131H64ZM91 132V131H90ZM102 132H103V130H102ZM124 132V131H123ZM130 132V131H129ZM140 132V131H139ZM141 132H143V131H141ZM147 132H149V131H147ZM17 133V132H16ZM18 133H19V131H18ZM20 133H22V132H20ZM25 134H26V131L24 132ZM66 133V132H65ZM134 133V132H133ZM133 133H131V134H133ZM136 133V132H135ZM153 133V132H152ZM159 133H161V132H159ZM173 133H175V132H173ZM187 133H189L188 131H187ZM25 134H22V136L23 135H25ZM45 134H47V133H45ZM50 134H52L51 132H50ZM49 134V135H50ZM58 134V133H57ZM67 134H68V132H67ZM85 134V133H84ZM87 134V133H86ZM99 134V133H98ZM122 134V133H121ZM154 134V133H153ZM158 134V133H157ZM170 134V133H169ZM176 134H177V132H176ZM27 135V134H26ZM37 135V134H36ZM48 135V138L50 137ZM63 135V134H62ZM65 135V134H64ZM78 135V134H77ZM92 135V134H91ZM118 135H119V133H118ZM150 135V134H149ZM149 135H147V137L149 136ZM160 135V134H159ZM21 136V137H22ZM45 136V135H44ZM56 136V135H55ZM58 136H61V135H58ZM66 136V135H65ZM76 136V135H75ZM84 136V135H83ZM89 136V135H88ZM87 136V137H88ZM100 136H101V133H100ZM124 136V135H123ZM128 136H132V135H128ZM138 136V135H137ZM156 136V135H155ZM47 137V136H46ZM63 137V136H62ZM67 137H69V136H67ZM79 137V136H78ZM77 137V138H78ZM85 137V136H84ZM97 137V136H96ZM103 137V136H102ZM107 137V136H106ZM112 137H114V136H112ZM134 137V136H133ZM153 137V136H152ZM152 137H151V139H152ZM18 138V137H17ZM27 138V137H26ZM25 138V139H26ZM42 138H44L43 136H42ZM75 138V137H74ZM73 138V139H74ZM99 138V137H98ZM123 138H126V137H122V139ZM136 138V137H135ZM138 138H141V137H138ZM155 138V137H154ZM13 139V138H12ZM11 139V140H12ZM15 139V138H14ZM33 139H34V137H33ZM32 139V140H33ZM86 139H88V138H86ZM115 139V138H114ZM118 139V138H117ZM137 139V138H136ZM23 140V139H22ZM21 140V141H22ZM50 140V139H49ZM48 140V141H49ZM75 140V139H74ZM79 140V139H78ZM83 140H84V138H83ZM102 140V139H101ZM112 140V139H111ZM124 140V139H123ZM130 140H131V138H130ZM135 140V139H134ZM16 141H17V139H16ZM20 141V142H21ZM25 141V140H24ZM29 141V140H28ZM38 140H36V142H37ZM41 141V140H40ZM48 141H47V143H48ZM96 141H98V140H96ZM121 141V140H120ZM128 141V140H127ZM141 141V144H142V140H140ZM173 141V140H172ZM15 142V141H14ZM33 142V141H32ZM36 142H33V143H36ZM44 142V141H43ZM49 142H51V140L49 141ZM54 142V141H53ZM52 142V143H53ZM81 142V141H80ZM100 142V141H99ZM103 142V141H102ZM111 142V141H110ZM132 142V141H131ZM137 142V143H136ZM136 142H134V143H136V144H138V141H136ZM160 142V141H159ZM158 142V143H159ZM170 142V141H169ZM17 143V142H16ZM18 143H19V141H18ZM22 143V142H21ZM40 143V142H39ZM64 143H65V141H64ZM69 143V142H68ZM74 143H75V141H74ZM112 144H113V142H111ZM119 143V142H118ZM123 143V142H122ZM163 142H161L160 144H162ZM173 143V142H172ZM11 144V143H10ZM83 144V143H82ZM90 144V143H89ZM95 144H96V142H95ZM123 144H125V143H123ZM122 144V145H123ZM133 144V143H132ZM141 144H139V147H140V145ZM164 144V143H163ZM13 145V144H12ZM17 145V144H16ZM19 145V144H18ZM33 145V144H32ZM39 145V144H38ZM37 145V146H38ZM45 145V144H44ZM55 145H56V142H55ZM58 145H60V144H58ZM57 145V146H58ZM101 145H105V144H101ZM115 145V144H114ZM113 145V146H114ZM121 145V144H120ZM129 145H130V143H129ZM176 145V144H175ZM8 146V145H7ZM23 146V145H22ZM50 146V145H49ZM51 146H52V144H51ZM77 146V145H76ZM89 145H87V147H88ZM112 146V145H111ZM127 146V145H126ZM138 146V145H137ZM159 146V145H158ZM14 147V146H13ZM26 147V146H25ZM39 147H40V145H39ZM60 147V146H59ZM65 147V146H64ZM128 147V146H127ZM132 147H133V145H132ZM170 147V146H169ZM173 147V146H172ZM172 147H170V148H172ZM177 147V146H176ZM45 148V146L43 147V149ZM85 148V147H84ZM129 148V147H128ZM137 148V147H136ZM141 148V147H140ZM25 149V148H24ZM34 149V148H33ZM37 149V148H36ZM40 149V148H39ZM47 149V148H46ZM56 150H57V148H55ZM72 149V148H71ZM111 149V148H110ZM114 149V148H113ZM167 149V148H166ZM19 150V149H18ZM48 150V149H47ZM82 150V149H81ZM112 150V149H111ZM123 150H125L124 148H123ZM127 150V149H126ZM133 151H134V149H132ZM140 149L138 148V150H137V152L139 151ZM172 150V149H171ZM170 150V151H171ZM176 149H174V151H175ZM6 151V150H5ZM23 151V150H22ZM68 151V150H67ZM95 151V150H94ZM101 151V150H100ZM108 151V150H107ZM136 151V150H135ZM143 151H144V149H143ZM9 152V151H8ZM48 152H50V151H48ZM85 152H86V150H85ZM92 152V151H91ZM111 152V151H110ZM115 152V151H114ZM172 152V151H171ZM11 153V152H10ZM45 153V152H44ZM112 153H113V151H112ZM115 153H117V152H115ZM122 153H124V152H122ZM174 153V152H173ZM6 154V153H5ZM32 154V153H31ZM36 154V153H35ZM34 154V155H35ZM38 154V153H37ZM59 154V153H58ZM62 154V153H61ZM124 154H126V153H124ZM132 154V153H131ZM147 154V153H146ZM253 154V153H252ZM93 155V154H92ZM100 155V154H99ZM140 155V154H139ZM11 156V155H10ZM30 156V155H29ZM28 156V157H29ZM59 156V155H58ZM64 156V155H63ZM91 156V155H90ZM89 156V157H90ZM94 156V155H93ZM126 156V155H125ZM132 156V155H131ZM142 156L144 157V155L142 154ZM191 156V155H190ZM21 157V156H20ZM124 157V156H123ZM14 158V157H13ZM26 158V157H25ZM48 158V157H47ZM98 158H100V157H98ZM114 158V157H113ZM130 158V157H129ZM135 158H136V156H135ZM146 158V157H145ZM150 158V157H149ZM170 158V157H169ZM1 159V158H0ZM21 159V158H20ZM30 159V158H29ZM40 159V158H39ZM58 159H59V157H58ZM57 159V160H58ZM61 159V158H60ZM59 159V160H60ZM68 159V161H69V157L67 158ZM72 159V158H71ZM79 159V158H78ZM91 159H93L92 157H91ZM106 159V158H105ZM123 159V158H122ZM143 159V158H142ZM209 159V158H208ZM19 160V159H18ZM48 160V159H47ZM58 160V161H59ZM64 160V159H63ZM101 160V159H100ZM110 160V159H109ZM109 160H108V162H109ZM113 160V159H112ZM116 160V158L114 159V161ZM117 160H119V159H117ZM128 160V159H127ZM146 160H147V158H146ZM195 160V159H194ZM13 161V160H12ZM42 161V160H41ZM62 161V160H61ZM64 161H67L66 159L64 160ZM73 161V159L71 160V162ZM78 161H80V160H78ZM104 161H106V160H104ZM111 161V160H110ZM124 161V160H123ZM122 160H121V162L122 163H124ZM134 161V160H133ZM132 161V162H133ZM140 161V160H139ZM192 161V160H191ZM17 162V161H16ZM38 162V161H37ZM91 162V161H90ZM96 162V161H95ZM130 162V161H129ZM135 162V161H134ZM31 163H33V162H30V164ZM58 163V162H57ZM77 163V162H76ZM93 163V162H92ZM111 163H112V161H111ZM114 163H116V162H114ZM113 163V164H114ZM120 163V162H119ZM125 163H127V162H125ZM20 164V163H19ZM34 164V163H33ZM38 164V163H37ZM46 164V163H45ZM59 164V163H58ZM60 164H61V162H60ZM70 164V163H69ZM68 164V165H69ZM94 164V163H93ZM109 163H107V165H108ZM118 163H116V165H117ZM139 164V163H138ZM152 164V163H151ZM9 165V164H8ZM14 165V164H13ZM12 164H11V166H13ZM24 165V164H23ZM36 165V164H35ZM71 165V164H70ZM76 165V164H75ZM78 165V164H77ZM89 165V164H88ZM103 165V164H102ZM106 165V166H107ZM120 165H121V163H120ZM147 165H149V164H147ZM147 165L145 164V166L147 167ZM155 165V164H154ZM153 165V166H154ZM46 166H48V165H46ZM82 166V165H81ZM90 167H91V164L89 165ZM98 166V165H97ZM123 167H124V164L122 165ZM152 166V167H153ZM156 166V165H155ZM29 167H30V165H29ZM38 168L37 169H39V166H37ZM49 167V166H48ZM69 167V166H68ZM74 167V166H73ZM72 167V168H73ZM90 167H88V168H90ZM99 167H101V166H99ZM125 167H127V166H125ZM139 167V166H138ZM141 167V166H140ZM149 167V166H148ZM150 167H151V165H150ZM157 167H161L160 165L159 166H157ZM8 168V167H7ZM21 168H22V166H21ZM51 168V167H50ZM78 168V167H77ZM80 168V167H79ZM106 168V167H105ZM108 168V167H107ZM113 168V167H112ZM116 168V167H115ZM118 168V167H117ZM128 168H130V165L128 166ZM8 169H10V168H8ZM13 169V168H12ZM36 169V168H35ZM41 169H44V168H41ZM52 169V168H51ZM63 169V168H62ZM68 169V168H67ZM82 169V168H81ZM85 169V168H84ZM103 169V168H102ZM33 170H34V168H33ZM40 170V169H39ZM46 170H48V169H46ZM73 170V169H72ZM91 170H92V168H91ZM90 170V171H91ZM108 170V169H107ZM117 170V169H116ZM122 170V169H121ZM134 170V169H133ZM139 170H140V168H139ZM144 170V169H143ZM142 170V171H143ZM150 170H151V168H150ZM157 170H158V168H157ZM191 170V169H190ZM10 171H12V170H10ZM9 171V172H10ZM18 171V170H17ZM21 172L23 171L22 169L20 170ZM79 171V170H78ZM109 171V170H108ZM114 171V170H113ZM119 171V170H118ZM123 171H125L124 169H123ZM146 171H148V170H146ZM154 171V170H153ZM159 171V170H158ZM161 171V170H160ZM193 171V170H192ZM28 172H30V170L28 171ZM73 172V171H72ZM88 172V171H87ZM92 172V171H91ZM100 172V171H99ZM102 172H104V171H102ZM101 172V173H102ZM126 172V171H125ZM125 172H124V174H125ZM128 172V171H127ZM141 172V171H140ZM189 172V171H188ZM191 172V171H190ZM18 173V172H17ZM33 173V172H32ZM43 173V172H42ZM46 173V172H45ZM53 173V172H52ZM62 173V172H61ZM80 173H82V170L80 171ZM96 173V172H95ZM100 173V174H101ZM105 173H106V171H105ZM115 173V172H114ZM120 173V172H119ZM123 173V172H122ZM121 173V175H123ZM131 173V172H130ZM151 173V172H150ZM191 173H193V172H191ZM9 174V173H8ZM36 174V173H35ZM44 174V173H43ZM74 174V173H73ZM77 174V173H76ZM79 174V173H78ZM85 174V173H84ZM98 174V173H97ZM103 174V173H102ZM102 174H101V176H102ZM109 174V173H108ZM132 174H133V172H132ZM137 174V173H136ZM143 174V173H142ZM2 175V174H1ZM0 175V176H1ZM55 175V174H54ZM68 175V174H67ZM89 175V174H88ZM92 175V174H91ZM112 175V174H111ZM153 175V174H152ZM161 175V174H160ZM162 175H163V173H162ZM191 175V174H190ZM192 175H194V174H192ZM20 176V175H19ZM24 176V175H23ZM31 176V175H30ZM29 176V177H30ZM43 176H45V174L43 175ZM43 176H41V178L43 177ZM47 177H48V175H46ZM57 176V175H56ZM58 176H60V175H58ZM73 176V175H72ZM104 176V175H103ZM102 176V177H103ZM117 176V175H116ZM116 176H114V177H116ZM143 176V175H142ZM157 176V175H156ZM164 176V175H163ZM250 176H252V174L250 175ZM255 176V175H254ZM7 177V176H6ZM15 177V176H14ZM21 177V176H20ZM19 177V178H20ZM32 177V176H31ZM55 177V176H54ZM65 177V176H64ZM69 177V176H68ZM77 177H79V176H77ZM81 177H82V175H81ZM85 177V176H84ZM93 177H95V176H93ZM108 177V176H107ZM125 177V176H124ZM123 177V178H124ZM135 177V176H134ZM133 177V178H134ZM195 177H197V176H195ZM38 178H39V175H38ZM70 178V177H69ZM87 178V177H86ZM110 178H111V176H110ZM109 178V179H110ZM118 178V177H117ZM148 178V177H147ZM155 178V177H154ZM153 178V179H154ZM251 178V177H250ZM53 179V178H52ZM90 179V178H89ZM93 179V178H92ZM108 179V180H109ZM111 179H113V178H111ZM115 179V178H114ZM131 179V178H130ZM136 179V178H135ZM139 179V178H138ZM255 179V178H254ZM5 180H7V179H5ZM4 180V181H5ZM14 180V179H13ZM17 180V179H16ZM24 180V179H23ZM64 180V179H63ZM72 180H74V179H72ZM99 180H100V178H99ZM103 180H105V179H103ZM107 180V181H108ZM140 180V179H139ZM155 181H156V178L154 179ZM164 180H166V179H164ZM250 180H252V179H250ZM33 181V180H32ZM36 181V180H35ZM42 181H43V179H42ZM44 181H47L46 180V178L44 179ZM58 181V180H57ZM75 181V180H74ZM98 181V180H97ZM96 181V182H97ZM111 181V180H110ZM143 181H145V180H143ZM195 181V180H194ZM201 181V180H200ZM21 182H22V180H21ZM21 182H20V184H21ZM38 182H40V180L38 181ZM52 182V181H51ZM56 182V181H55ZM72 182V181H71ZM86 182V181H85ZM88 183H89V180L87 181ZM99 182V181H98ZM100 182H101V180H100ZM128 182V180L126 181V183ZM133 182V181H132ZM140 182V181H139ZM148 182V181H147ZM150 182V181H149ZM258 182V181H257ZM4 183V182H3ZM27 183H28V181H27ZM31 183V182H30ZM35 183V182H34ZM70 183V182H69ZM68 183V184H69ZM73 184L72 185H70V191H69V194H68V197L66 198V196H67V194H66V196H65V198H66V200H65V208H66V210H67V216H66V219H65V221H64V223L62 224V225H60V231H61V234L64 236V237H67L68 239V242L67 241H65V244H66V246L64 247L65 248V258H64V260H61V257L59 256V253H57L56 251H57V249L56 248H53V249H51L50 251H49V255H47V256H49L48 257V259L46 258H44V255H42L38 260H37V264H97V260H96V258L98 257V258H100V256H103V252H101L100 251V248H99V242H94V241H92V239L91 240H88V239H86V243L88 242V244H86V245H82L81 244V239L80 238H78V236H75L76 235V233H77V229H79V226L80 225H78V223H80V222H83L82 221V214H85V213H87V212H90V206H89V204H85L83 207L81 206H79L78 205V203L80 204V203H82L83 201H85V203H86V200H89L90 199V197L91 196H89V194L91 193H89V194H87V196H85V192H84V189H85V186H84V181H83V179H80V177L78 178V179H76V181H75V183L74 182H72ZM110 183H114L113 181L112 182H110ZM129 183V182H128ZM143 183V182H142ZM141 183V184H142ZM190 183V182H189ZM197 183V182H196ZM256 183V182H255ZM11 184V183H10ZM14 184V183H13ZM19 184V185H20ZM37 184V183H36ZM68 184H66V185H68ZM100 184V183H99ZM8 185V184H7ZM15 185V184H14ZM17 185H18V182H17ZM26 185V184H25ZM53 185H54V183H53ZM52 185V186H53ZM105 185V184H104ZM108 185V184H107ZM125 185V184H124ZM127 185V184H126ZM146 185H147V183H146ZM150 185V184H149ZM163 185V184H162ZM166 185V184H165ZM263 185V184H262ZM1 186H3V185H1ZM21 186V185H20ZM58 186H59V184H58ZM93 186V185H92ZM101 186V185H100ZM103 186V185H102ZM110 186V185H109ZM108 186V187H109ZM128 186V185H127ZM133 186H134V184H133ZM159 186V185H158ZM197 186V185H196ZM11 187H14V186H11ZM27 187H29V186H27ZM55 187V186H54ZM65 187V186H64ZM69 187V186H68ZM68 187H65V188H68ZM104 187V186H103ZM119 187V186H118ZM124 187V186H123ZM149 187V186H148ZM160 187H161V185H160ZM163 187V186H162ZM260 187V186H259ZM2 188V187H1ZM17 188V187H16ZM25 188V187H24ZM30 188H31V186H30ZM60 188H62V187H60ZM60 188H58V189H60ZM107 188V187H106ZM110 188H111V186H110ZM122 188V187H121ZM126 188V187H125ZM130 188V187H129ZM134 188H137V186L136 187H134ZM154 188V187H153ZM10 189V188H9ZM27 189V188H26ZM32 189V188H31ZM52 189H54V188H52ZM56 189V188H55ZM64 189V188H63ZM89 189V188H88ZM109 189V188H108ZM147 189V188H146ZM16 190H18V189H16ZM67 190V189H66ZM87 190V189H86ZM92 190V189H91ZM90 190V191H91ZM110 190V189H109ZM120 190V189H119ZM130 190V189H129ZM137 190V189H136ZM140 190H141V188H140ZM139 190V191H140ZM163 190V189H162ZM161 190V191H162ZM165 190V189H164ZM3 192H4V190H2ZM26 191V190H25ZM30 191V190H29ZM32 191V190H31ZM34 191H35V189H34ZM55 191V190H54ZM60 191H61V189H60ZM63 191V190H62ZM93 191V190H92ZM106 191V190H105ZM115 191V190H114ZM116 191H117V189H116ZM123 191V190H122ZM142 191V190H141ZM16 192H18V191H16ZM67 192V191H66ZM89 192V191H88ZM118 192V191H117ZM120 192V191H119ZM130 192H131V190H130ZM137 192V191H136ZM152 192V191H151ZM160 192V191H159ZM217 192V191H216ZM242 192V191H241ZM262 192H263V190H262ZM7 193V191L5 192V194ZM15 193V192H14ZM61 193V192H60ZM63 193V192H62ZM68 193V192H67ZM99 193V192H98ZM101 193H102V191H101ZM125 193V192H124ZM141 193V192H140ZM144 193V192H143ZM155 193V192H154ZM158 193V192H157ZM3 194V193H2ZM12 194H13V191H12ZM29 194V193H28ZM37 194V193H36ZM46 195H47V193H45ZM44 194V195H45ZM52 194V193H51ZM110 194V193H109ZM115 194H117V193H115ZM126 194H128L127 192H126ZM146 194V193H145ZM6 195H8V194H6ZM19 195V194H18ZM22 195V194H21ZM31 195V194H30ZM39 195V194H38ZM56 195V194H55ZM59 195V194H58ZM100 195V194H99ZM111 195V194H110ZM123 195V194H122ZM125 195V194H124ZM138 195H139V193H138ZM156 195V194H155ZM1 196V195H0ZM9 196V195H8ZM16 196V195H15ZM23 197H24V195H22ZM27 196V195H26ZM48 196V195H47ZM47 196H45V197H47ZM50 196V195H49ZM59 196H61V195H59ZM63 196V197H64ZM93 196V195H92ZM113 196V195H112ZM116 196V195H115ZM132 196V195H131ZM157 196V195H156ZM241 196V195H240ZM245 196V195H244ZM5 197H7V196H5ZM44 197V198H45ZM51 197V196H50ZM62 197V196H61ZM63 197H62V199H63ZM98 197H101V196H98ZM150 197V196H149ZM148 197V198H149ZM160 197V196H159ZM237 197V196H236ZM16 198V197H15ZM20 198V197H19ZM27 198H29V197H27ZM35 198H36V196H35ZM43 198V197H42ZM43 198V199H44ZM59 198V197H58ZM94 198V197H93ZM104 198H105V196H104ZM103 198V199H104ZM122 198V197H121ZM135 198V197H134ZM156 198V197H155ZM214 198V197H213ZM32 199V198H31ZM42 199V200H43ZM49 199V198H48ZM52 199H53V201L54 200H56L57 199V197L55 196V198H53L52 197ZM60 199V198H59ZM106 199V198H105ZM112 199V198H111ZM124 199V198H123ZM140 199V198H139ZM145 199V198H144ZM160 199V198H159ZM232 199V198H231ZM240 199H241V197H240ZM244 199V198H243ZM13 200V199H12ZM32 200H34V199H32ZM31 200V201H32ZM46 200V199H45ZM58 200V199H57ZM61 200V199H60ZM60 200H58V201H60ZM91 200V199H90ZM92 200H94V199H92ZM109 200V199H108ZM121 200V199H120ZM125 200V199H124ZM130 200H131V198H130ZM0 201H2V200H0ZM20 201V200H19ZM41 201V200H40ZM39 201V202H40ZM62 201V200H61ZM105 201V200H104ZM112 201V200H111ZM116 201V200H115ZM137 201V200H136ZM150 201V200H149ZM148 201V202H149ZM46 202V201H45ZM50 202H52V201H50ZM54 202H56V201H54ZM54 202H52V203H54ZM233 202H235V201H233ZM12 203V202H11ZM21 203V202H20ZM24 203V202H23ZM23 203H22V205H23ZM33 203V202H32ZM36 203V202H35ZM34 203V204H35ZM95 203V202H94ZM108 203V202H107ZM109 203H111V202H109ZM120 203V202H119ZM133 203V202H132ZM237 203V202H236ZM235 203V204H236ZM239 203V202H238ZM241 203V202H240ZM37 204V203H36ZM42 204V203H41ZM49 204V203H48ZM57 204V203H56ZM63 204L64 203H62V206H63ZM82 204H84V203H82ZM149 204H151V203H149ZM226 204V203H225ZM234 204V205H235ZM28 205V204H27ZM45 205H47V203L45 204ZM54 205V204H53ZM59 205H61V204H59ZM95 205V204H94ZM102 205V204H101ZM106 205V204H105ZM111 205V204H110ZM133 205H136L135 203L133 204ZM224 205V204H223ZM26 206V205H25ZM34 206H36V205H34ZM49 206H51V205H49ZM58 206V205H57ZM121 206H123V205H121ZM152 206V205H151ZM154 206V205H153ZM53 207V206H52ZM54 207H55V205H54ZM105 207H107V206H105ZM104 207V208H105ZM120 207V206H119ZM141 207H142V205H141ZM145 207V206H144ZM229 207V206H228ZM3 208V207H2ZM6 208H8V207H6ZM26 208V207H25ZM24 208V209H25ZM45 208V207H44ZM47 208V207H46ZM124 208V207H123ZM122 208V209H123ZM10 209V208H9ZM36 209V208H35ZM54 210L56 209V208H53ZM61 209V208H60ZM63 209V208H62ZM110 209V208H109ZM117 209V208H116ZM116 209H115V211H116ZM126 209V208H125ZM34 210V209H33ZM41 210H43L44 211V209H41ZM50 210V209H49ZM53 210V211H54ZM59 210V209H58ZM101 210V209H100ZM104 210V209H103ZM119 210V209H118ZM240 210H242V209H240ZM4 211V210H3ZM9 211V210H8ZM7 211V212H8ZM25 211V210H24ZM64 211V210H63ZM94 211V210H93ZM225 211V210H224ZM5 212V211H4ZM29 212V211H28ZM46 212V211H45ZM48 212V211H47ZM46 212V213H47ZM125 212V211H124ZM220 212V211H219ZM218 212V213H219ZM222 212V211H221ZM243 212H244V210H243ZM10 213V212H9ZM14 213V212H13ZM30 213V212H29ZM34 213V216H35V212H33ZM45 213V214H46ZM106 213V212H105ZM105 213L104 214H102L101 213V215H105ZM122 213V212H121ZM120 213V214H121ZM242 212H240V214H241ZM245 213V212H244ZM18 214H19V212H18ZM22 214V213H21ZM21 214H19L20 216H21ZM51 214V213H50ZM49 214V215H50ZM90 214V213H89ZM116 214V213H115ZM114 214V215H115ZM129 214V213H128ZM250 214V213H249ZM42 215V214H41ZM41 215H40V217H41ZM44 215V214H43ZM60 215V214H59ZM58 215V216H59ZM92 215V214H91ZM117 215V214H116ZM217 215V214H216ZM238 215V214H237ZM245 215V214H244ZM14 216V215H13ZM16 216V215H15ZM50 216H52V215H50ZM50 216L48 217V218H50ZM93 216V215H92ZM107 216V215H106ZM218 216V215H217ZM216 216V217H217ZM221 216H223V215H221ZM250 216V215H249ZM40 217H39V219H40ZM88 217H89V215H88ZM96 217V216H95ZM163 217V216H162ZM245 217V216H244ZM257 217V216H256ZM12 218V217H11ZM65 218V217H64ZM242 218V217H241ZM13 219H14V217H13ZM33 219H35V218H33ZM45 219V218H44ZM83 219H86V217L85 218H83ZM87 219H89V218H87ZM103 219V218H102ZM105 219V218H104ZM104 219H103V221H104ZM107 219V218H106ZM105 219V220H106ZM139 219V218H138ZM166 219V218H165ZM203 219V218H202ZM205 219V218H204ZM204 219L202 220V221H204ZM223 219V218H222ZM226 219V218H225ZM250 219V218H249ZM256 219V218H255ZM15 220V219H14ZM31 220V222H32V219H30ZM37 220V219H36ZM47 220V219H46ZM120 220V219H119ZM201 220V219H200ZM211 220V219H210ZM215 220V219H214ZM217 220V219H216ZM220 220V219H219ZM257 220V219H256ZM42 221H45V220H42ZM48 221V220H47ZM115 221H117V220H115ZM145 221V220H144ZM148 221V220H147ZM155 221V220H154ZM169 220H167V222H168ZM183 221V220H182ZM233 221L234 220H231V222L233 223ZM261 221V220H260ZM25 222H28L29 223V220L28 221H26L25 220ZM38 222H40L39 220H38ZM37 222V223H38ZM46 222V221H45ZM157 222H158V220H157ZM229 222V221H228ZM244 222V221H243ZM246 222V221H245ZM249 222V221H248ZM257 222V221H256ZM33 223V222H32ZM42 223V222H41ZM96 223H97V221H96ZM125 223H126V221H125ZM130 223V222H129ZM191 223V222H190ZM190 223H189V225H190ZM222 223V222H221ZM239 223V222H238ZM237 223V224H238ZM31 224V223H30ZM110 224V223H109ZM236 224V223H235ZM245 224V223H244ZM253 224H255V223H253ZM252 224V225H253ZM13 225V224H12ZM34 223H33V227H34ZM36 225H39V224H36ZM35 225V226H36ZM42 225H43V227H44V225H45V223H42ZM46 225H48V223L46 224ZM98 225V224H97ZM100 225V224H99ZM148 225V224H147ZM155 225V224H154ZM169 225V224H168ZM171 225V224H170ZM173 225V224H172ZM187 225V224H186ZM200 225V224H199ZM242 225V224H241ZM257 225V224H256ZM262 225V224H261ZM41 226V225H40ZM87 226V225H86ZM106 226V225H105ZM129 226V225H128ZM133 226V225H132ZM164 226V225H163ZM193 226V225H192ZM216 226V225H215ZM223 226V225H222ZM246 226V225H245ZM249 226V225H248ZM30 227V226H29ZM37 227V226H36ZM42 227V228H43ZM49 227V226H48ZM82 227V226H81ZM80 227V228H81ZM93 227H94V224H93ZM102 227V226H101ZM108 227V226H107ZM206 227V226H205ZM205 227H203V228H205ZM224 227V226H223ZM222 227V228H223ZM243 227V226H242ZM41 228V227H40ZM46 227H44V229H45ZM92 228V227H91ZM106 228V227H105ZM109 228V227H108ZM128 228V227H127ZM163 228V227H162ZM175 228V227H174ZM178 228V227H177ZM199 228H200V226H199ZM208 228V227H207ZM221 228V227H220ZM229 228V227H228ZM232 228V227H231ZM262 228H263V226H262ZM82 229V228H81ZM87 229H88V227H87ZM99 230H100V227L98 228ZM101 229H104V228H101ZM110 229V228H109ZM109 229H107V230H109ZM136 229V228H135ZM172 229V228H171ZM189 229V228H188ZM194 229H195V227H194ZM230 229V228H229ZM248 229V228H247ZM259 229V228H258ZM35 230V229H34ZM58 230V229H57ZM86 230V229H85ZM90 230H92V229H90ZM94 230H96L97 231V228L96 229H94ZM111 230H113V229H111ZM246 230V229H245ZM251 230V229H250ZM264 230V229H263ZM42 231V230H41ZM59 231V230H58ZM87 231V230H86ZM85 231V232H86ZM104 231V230H103ZM167 231V230H166ZM180 231V230H179ZM199 231H200V229H199ZM211 231V230H210ZM209 231V232H210ZM231 231V230H230ZM256 231V230H255ZM78 232H80V230L78 231ZM134 232V231H133ZM172 232V231H171ZM213 232V231H212ZM224 232H226V231H224ZM246 232V231H245ZM261 232V231H260ZM259 232V233H260ZM82 233V232H81ZM94 233V232H93ZM92 233V234H93ZM98 233V232H97ZM114 233V232H113ZM119 233V232H118ZM121 233V232H120ZM126 233V232H125ZM128 233V232H127ZM201 233H202V231H201ZM215 233V232H214ZM236 233V232H235ZM59 234V233H58ZM85 234V233H84ZM89 234V233H88ZM91 234V233H90ZM95 234V233H94ZM101 234H102V232H101ZM105 234V233H104ZM156 234V233H155ZM162 234V233H161ZM164 234V233H163ZM165 234H167V233H165ZM165 234L163 235V236H165ZM207 234V233H206ZM223 234V233H222ZM227 234V233H226ZM238 234V233H237ZM241 234V233H240ZM247 234V233H246ZM258 234V233H257ZM78 235V234H77ZM117 235V234H116ZM130 235V234H129ZM195 235H196V233H195ZM199 235V234H198ZM211 235V234H210ZM229 235V234H228ZM236 235V234H235ZM234 235V236H235ZM84 236V235H83ZM94 236H97L96 234L94 235ZM110 236V235H109ZM168 236V235H167ZM166 236V237H167ZM182 236V235H181ZM255 236H256V234H255ZM260 236V235H259ZM61 237V236H60ZM142 237V236H141ZM144 237V236H143ZM148 237V236H147ZM150 237V236H149ZM210 237V236H209ZM223 237V236H222ZM55 238V237H54ZM107 238V237H106ZM106 238H105V240L104 241H106ZM123 238V237H122ZM153 238V237H152ZM198 238V237H197ZM203 238V237H202ZM214 238V237H213ZM219 238H221V237H219ZM252 238H253V234H252ZM257 238V237H256ZM65 239V238H64ZM99 239H101L100 237H99ZM131 239V238H130ZM132 239H133V236H132ZM147 239V238H146ZM155 239H156V237H155ZM168 239V238H167ZM166 239V240H167ZM254 239V238H253ZM258 239V238H257ZM260 239V238H259ZM262 239V238H261ZM260 239V240H261ZM56 240V239H55ZM60 240V239H59ZM84 240V239H83ZM162 240V239H161ZM171 240V239H170ZM191 240V239H190ZM56 241H58V240H56ZM63 240H61L60 241V246H62V244H64V242H62ZM101 241V240H100ZM113 240H111V242H112ZM135 241V240H134ZM141 241V240H140ZM224 241V240H223ZM258 241V240H257ZM256 241V242H257ZM264 241V240H263ZM52 242H54L53 241V239H52ZM67 242V243H66ZM109 242V241H108ZM115 242V241H114ZM116 242H117V240H116ZM123 242V241H122ZM131 242V241H130ZM136 242H138V241H136ZM168 242V241H167ZM194 242V241H193ZM210 242V241H209ZM215 242H217V241H215ZM220 242V241H219ZM252 242V241H251ZM83 243V242H82ZM121 243V242H120ZM139 243V242H138ZM148 243V242H147ZM157 243V242H156ZM200 243V242H199ZM198 243V244H199ZM206 242L204 241V244H205ZM208 243V242H207ZM222 243V242H221ZM260 243H261V241H260ZM31 244V243H30ZM53 244V243H52ZM51 244V245H52ZM104 244H106V243H104ZM108 244V243H107ZM130 244V243H129ZM133 244V243H132ZM162 244V243H161ZM166 244V243H165ZM173 244V243H172ZM217 244V243H216ZM237 244V243H236ZM259 244V243H258ZM112 245V244H111ZM124 245V244H123ZM139 245V244H138ZM156 245V244H155ZM202 245V244H201ZM208 245V244H207ZM209 245H210V243H209ZM212 245H214V244H212ZM230 245V244H229ZM243 245V244H242ZM247 245V244H246ZM262 245H263V243H262ZM54 246H56V245H54ZM106 246V245H105ZM104 246V247H105ZM113 246V245H112ZM142 246H145V244L143 245L142 244ZM167 246V245H166ZM211 246V245H210ZM216 246V245H215ZM219 246H220V244H219ZM253 246V245H252ZM259 246V245H258ZM114 247H115V245H114ZM113 247V248H114ZM146 247H147V245H146ZM154 247V246H153ZM174 247H175V245H174ZM202 247V246H201ZM204 247H206V246H204ZM209 247V246H208ZM226 247H227V245H226ZM58 248V247H57ZM108 248H109V245H108ZM124 248V247H123ZM156 248H158V247H156ZM177 248V247H176ZM196 248H197V246H196ZM215 248V247H214ZM245 248V247H244ZM3 249V248H2ZM42 249V248H41ZM121 249V248H120ZM127 249V248H126ZM155 249V248H154ZM178 249V248H177ZM195 249V248H194ZM209 249V248H208ZM247 249H249L248 247H247ZM257 249H259V247L257 248ZM36 250V249H35ZM79 250H82V252H83V254H86L85 256H80L79 254H81L80 252L81 251H79ZM109 250V249H108ZM117 250V249H116ZM158 250V249H157ZM169 250H170V248H169ZM196 250V249H195ZM211 250V249H210ZM224 250V249H223ZM239 250V249H238ZM253 250V249H252ZM23 251H24V249H23ZM107 251V250H106ZM111 251V250H110ZM178 251V250H177ZM197 251V250H196ZM203 251V250H202ZM226 251V250H225ZM236 251V250H235ZM32 252V251H31ZM137 252V251H136ZM155 252V251H154ZM200 252V251H199ZM247 252V251H246ZM256 252V251H255ZM5 253V252H4ZM25 253V252H24ZM37 253H39V252H37ZM44 253V252H43ZM97 253V255H95ZM130 253V252H129ZM128 253V254H129ZM135 253V252H134ZM214 253V252H213ZM106 254V253H105ZM116 254V253H115ZM131 254V253H130ZM138 254V253H137ZM204 254V253H203ZM217 254H218V252H217ZM221 254V253H220ZM236 254H237V252H236ZM18 255V254H17ZM108 255V254H107ZM112 255V254H111ZM191 255V254H190ZM215 255V254H214ZM224 255H226V254H224ZM256 255V254H255ZM33 256V255H32ZM37 256V255H36ZM116 257H117V259L119 260V261H121V262H123V255H122V253L121 252H118L116 255H115ZM232 256H233V254H232ZM259 256V255H258ZM38 257V256H37ZM113 257V256H112ZM214 257V256H213ZM220 257V256H219ZM225 257V256H224ZM223 257V258H224ZM237 257H238V254H237ZM245 257V256H244ZM247 257V256H246ZM108 258V257H107ZM107 258H105V259H107ZM110 258V257H109ZM108 258V259H109ZM126 258H128V257H126ZM130 258H131V256H130ZM226 258V257H225ZM253 258V257H252ZM215 259V258H214ZM254 259V258H253ZM262 259V258H261ZM101 260V259H100ZM103 260V259H102ZM126 260V259H125ZM210 260V259H209ZM212 260V259H211ZM229 260V259H228ZM238 260V259H237ZM26 261V260H25ZM109 261V260H108ZM163 261V260H162ZM162 261H160L158 258H154V256L152 257V256H148V255H146V254H144V253H142V254H138V255H134L133 257H132V259L129 261L130 263L129 264H162L163 262ZM213 261V260H212ZM216 261V260H215ZM214 261V262H215ZM233 261V260H232ZM246 261V260H245ZM110 262V261H109ZM108 262V263H109ZM165 262V261H164ZM168 262V261H167ZM163 263V264H169V263ZM239 262V261H238ZM124 263V262H123ZM173 263V262H172ZM255 263V262H254ZM32 264V263H31ZM110 264H112V263H110ZM127 264V263H126ZM171 264V263H170ZM176 264V263H175ZM186 264V263H185ZM200 264V263H199ZM221 264V263H220ZM229 264V263H228ZM234 264V263H233ZM238 264V263H237ZM245 264H247L246 262H245ZM256 264V263H255Z\"/></svg>",
	"mask_w": 264,
	"mask_h": 264
}]
</instances>
